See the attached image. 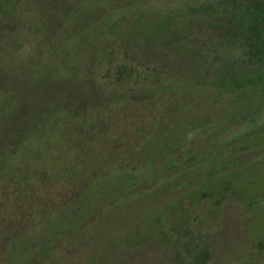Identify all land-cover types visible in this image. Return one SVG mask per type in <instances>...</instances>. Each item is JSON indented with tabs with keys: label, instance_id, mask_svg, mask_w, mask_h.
<instances>
[{
	"label": "rangeland",
	"instance_id": "1",
	"mask_svg": "<svg viewBox=\"0 0 264 264\" xmlns=\"http://www.w3.org/2000/svg\"><path fill=\"white\" fill-rule=\"evenodd\" d=\"M255 1L17 0L0 17L4 72L29 73L6 88L44 97L45 130L0 173V264H194L185 244L264 264V81L236 88L214 62L253 66L238 25ZM159 19L178 35L137 56Z\"/></svg>",
	"mask_w": 264,
	"mask_h": 264
},
{
	"label": "trees",
	"instance_id": "2",
	"mask_svg": "<svg viewBox=\"0 0 264 264\" xmlns=\"http://www.w3.org/2000/svg\"><path fill=\"white\" fill-rule=\"evenodd\" d=\"M16 4L17 0H0V17L4 19L8 18L10 15L13 16V14L15 16ZM7 6H11V8L7 10ZM193 11L196 13V9H193ZM245 11L246 13H243L238 25V35L243 37V53H245L244 55L249 56L253 66L237 68L238 71L233 72L231 70L230 63L221 61V53H219L218 56L215 57L216 59H214V62L219 64L215 65V69L218 71L216 77H230L236 88L243 86H254L264 81V6L261 5L259 1H255V3L248 5L245 8ZM134 24H136V22ZM119 26H121V20L113 22L110 29L115 30V27ZM154 33L156 35L154 41L148 42V39L145 38L142 44H133L140 47L137 56L142 55L147 58L151 56V54L148 53V50L155 49L156 53L157 50L160 53L161 51L163 54L166 53L167 51L163 48L164 45L169 43L171 44V42H169V38L171 36H177L179 32L177 27L174 26L173 23L168 19H159L156 27L154 28ZM192 52H195V50H192ZM111 53V51L109 53H106L105 51V53L97 57L96 63H100L103 55L111 56ZM202 56H206L205 53H203ZM159 57L161 59L164 58L163 55ZM4 65V58L2 54H0V68L2 69L0 71V173L4 172L5 170V172H8V170H11V168L14 166L22 168V162L16 164L18 155L20 156V153L25 150L28 143L34 141L35 139L37 140L39 137H41V134H43L42 132L45 131L43 130L41 132L40 130L41 133H39L37 137L33 136L37 126L40 104L44 97L35 96V98H32V95L24 93L21 94V92L27 91L16 90L15 92L13 90H8V87L6 88V85H9L7 82L10 79H13L12 83L15 82L16 85L19 84L23 78L28 79V77H24L29 75L28 71H24L25 68H20L21 80H18L17 77H15V79L14 76L10 78L8 75H6L4 72ZM200 66L204 67L202 64ZM126 69H128L130 72L129 67L124 66L119 70V72L116 73L118 78H120L125 73L124 70ZM241 76L242 78L244 77V79H240ZM212 85L213 80L208 83V86ZM22 95H25L26 99L23 100ZM28 96H31V98ZM28 98L30 99L29 101L27 100ZM40 129H43V127ZM214 188L211 186L210 193H212L211 191ZM186 224L188 225V222H186ZM185 246V252L191 259V262L194 264L205 263V260H202L201 258L202 256H206L205 252L201 251V249L197 250V248L189 247L186 244ZM195 253L197 255H195ZM178 256L179 255H177V257ZM187 262L189 263V261Z\"/></svg>",
	"mask_w": 264,
	"mask_h": 264
}]
</instances>
